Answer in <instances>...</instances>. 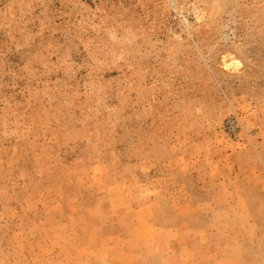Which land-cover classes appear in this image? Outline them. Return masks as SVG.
<instances>
[{"label": "rangeland", "instance_id": "1", "mask_svg": "<svg viewBox=\"0 0 264 264\" xmlns=\"http://www.w3.org/2000/svg\"><path fill=\"white\" fill-rule=\"evenodd\" d=\"M0 264H264V0H0Z\"/></svg>", "mask_w": 264, "mask_h": 264}]
</instances>
